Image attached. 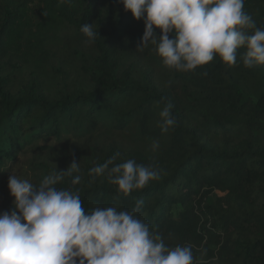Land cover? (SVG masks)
Returning <instances> with one entry per match:
<instances>
[{
  "label": "trees",
  "instance_id": "obj_1",
  "mask_svg": "<svg viewBox=\"0 0 264 264\" xmlns=\"http://www.w3.org/2000/svg\"><path fill=\"white\" fill-rule=\"evenodd\" d=\"M244 10L264 28V0ZM143 32L120 0H0V200L10 175L38 185L76 160L56 187L78 189L86 211L143 200L137 217L168 247L192 245L194 264H264V65L244 67L241 47L235 66L216 56L176 71L154 45L138 49ZM166 103L177 124L164 133ZM115 153L160 178L127 195L107 173L93 180Z\"/></svg>",
  "mask_w": 264,
  "mask_h": 264
},
{
  "label": "clouds",
  "instance_id": "obj_2",
  "mask_svg": "<svg viewBox=\"0 0 264 264\" xmlns=\"http://www.w3.org/2000/svg\"><path fill=\"white\" fill-rule=\"evenodd\" d=\"M136 20L144 19V32L138 49L149 44L164 66L181 72L194 71L218 56L227 66L237 65V50L243 66L264 65V28L256 25L244 10L245 0H120ZM70 3V0H59ZM155 29L160 30L156 35ZM80 31L92 43L98 37L97 25L83 24ZM173 34L169 38V34ZM206 75V73H202ZM166 103L159 115L161 131L176 126ZM153 150L159 142L153 141ZM115 153L103 164L92 167L89 175L107 173L119 193L127 195L160 178L153 165L134 159L115 163ZM76 160L64 171L44 176L40 183L16 175L8 178L13 210L0 213V264H194L192 245L168 247L164 237L150 230L136 215L144 204L137 200L129 211L116 207H96L88 212L82 206L79 190L57 188L65 175L79 173ZM75 175L70 183L77 185Z\"/></svg>",
  "mask_w": 264,
  "mask_h": 264
},
{
  "label": "rangeland",
  "instance_id": "obj_3",
  "mask_svg": "<svg viewBox=\"0 0 264 264\" xmlns=\"http://www.w3.org/2000/svg\"><path fill=\"white\" fill-rule=\"evenodd\" d=\"M18 178H20V179H25V177H26V175L25 174H23V175H16ZM8 181V180H7ZM5 190V194H4V197L0 200V202L2 203L3 201H5V200H9V201H12L14 198L10 195V192H9V189H8V186L4 189ZM1 203H0V209H1V207H2V205H1Z\"/></svg>",
  "mask_w": 264,
  "mask_h": 264
}]
</instances>
